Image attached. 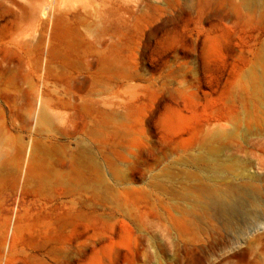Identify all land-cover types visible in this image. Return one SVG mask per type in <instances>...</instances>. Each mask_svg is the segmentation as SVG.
<instances>
[{"label": "rangeland", "instance_id": "1", "mask_svg": "<svg viewBox=\"0 0 264 264\" xmlns=\"http://www.w3.org/2000/svg\"><path fill=\"white\" fill-rule=\"evenodd\" d=\"M0 264H264V0H0Z\"/></svg>", "mask_w": 264, "mask_h": 264}, {"label": "bare ground", "instance_id": "2", "mask_svg": "<svg viewBox=\"0 0 264 264\" xmlns=\"http://www.w3.org/2000/svg\"><path fill=\"white\" fill-rule=\"evenodd\" d=\"M227 191V190H226ZM223 193V192H219ZM230 194L225 193L223 195H209L208 201L206 204L211 205L214 207L219 213L221 214H226V213H237L244 211V206L241 202V200L238 198L230 199L229 196Z\"/></svg>", "mask_w": 264, "mask_h": 264}]
</instances>
